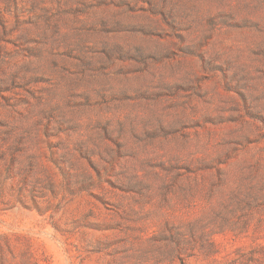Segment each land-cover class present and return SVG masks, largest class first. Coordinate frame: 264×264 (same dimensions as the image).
Masks as SVG:
<instances>
[{
	"label": "rangeland",
	"instance_id": "obj_1",
	"mask_svg": "<svg viewBox=\"0 0 264 264\" xmlns=\"http://www.w3.org/2000/svg\"><path fill=\"white\" fill-rule=\"evenodd\" d=\"M0 264H264V0H0Z\"/></svg>",
	"mask_w": 264,
	"mask_h": 264
}]
</instances>
